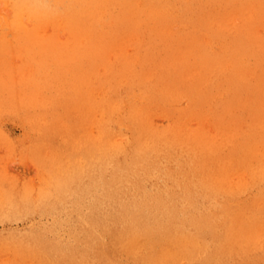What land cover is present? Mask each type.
Here are the masks:
<instances>
[{
	"label": "bare ground",
	"instance_id": "bare-ground-1",
	"mask_svg": "<svg viewBox=\"0 0 264 264\" xmlns=\"http://www.w3.org/2000/svg\"><path fill=\"white\" fill-rule=\"evenodd\" d=\"M89 2L82 6L81 0L72 1L64 19L78 26L75 14L81 6L82 18L90 26L92 20L109 15L105 25L112 32L102 40L105 44L120 33L123 45L133 33L128 32L129 25L123 27L125 34L115 32L114 26L126 24L123 21L139 25L136 15L129 13L132 2L140 6L145 15L141 18L163 22L155 30L160 36L167 38L172 30L164 17L175 15L171 0ZM96 9L100 13L103 9L102 17ZM241 16L247 22L240 37L247 52L242 48L239 55L233 54L232 68L231 64L209 65L203 59L193 63L191 43L186 42L183 49L166 48L179 56L174 64L169 59L143 64L139 52L121 49L92 63L86 73V118L72 125L75 132L84 131L86 149H78V159L79 151L73 148L71 160L59 165L58 175L50 171L48 179L59 188L37 202L44 205L54 194L57 213L64 212L75 225L67 232L62 223L53 226L51 236L33 230L28 242L12 243L20 264H251L261 260L259 253L251 255L253 221H259L263 209L256 215L247 196L254 174L248 118L254 93L250 81L264 77L258 72L264 55L248 43L252 11ZM236 26L242 28V22ZM233 40L236 45L238 40ZM257 40L264 42V35ZM194 41L199 45L201 40ZM241 91L250 97H242ZM159 115L165 119L158 121ZM72 136L68 147L79 144ZM255 167L261 169L257 175L264 172L262 160ZM84 185L90 195L87 210L77 207L76 199L66 207L68 197ZM5 246L0 244V254L11 248L9 242ZM12 260L7 264H17Z\"/></svg>",
	"mask_w": 264,
	"mask_h": 264
},
{
	"label": "rangeland",
	"instance_id": "rangeland-1",
	"mask_svg": "<svg viewBox=\"0 0 264 264\" xmlns=\"http://www.w3.org/2000/svg\"><path fill=\"white\" fill-rule=\"evenodd\" d=\"M72 1L61 0L59 4V0H0V239L3 236L0 244L3 247L8 242L9 248L15 242H28L33 230L40 231L43 236H51L53 226L62 223L63 230L67 232L75 225L73 218L64 212L61 215L57 213L54 194V199L44 205L37 202L40 197H49L53 190L59 188L55 181L48 179L50 171L53 169L58 175L59 165L71 160L73 148L77 151L80 148L82 152L86 149L83 146L87 142L83 140L84 131L75 132L73 126L86 118V73L92 63L107 59L108 55L112 56L121 49L123 53L139 52L141 60L138 58V61L143 64H155L166 59L174 64L179 56H172L166 48L179 46L183 49L186 42L191 43L189 57L193 63L203 59L209 65H222L224 68L231 64L232 68L235 65L233 54L237 52L239 55L238 50L242 48L247 52L240 37L247 24L241 14L247 15L248 11H252L253 30L250 34L252 41H247L254 52L260 50L264 55V42L257 40L259 34L264 35V0H171L175 4V15H164L165 22L172 27L167 38L155 31L158 26H164L163 22L141 18L145 15L140 6L132 2L134 9L129 13L136 15L139 25L123 21L126 24L113 28H117L115 32H122L127 25L130 26L127 30L133 33L124 39L123 45L119 42L120 33L114 35L113 41L111 38L112 44L102 41L112 32L105 25L109 15L104 14L101 20H92L91 26L82 18V6L90 3L89 0H81L82 6L75 14L78 26L66 21L65 9ZM245 6L247 10L242 11ZM96 11L102 17L103 9L101 13ZM143 21L147 23L142 24ZM241 22L242 28L234 27V23ZM134 27L137 29L133 30ZM233 37L238 40L236 45ZM197 38L201 40L199 45L194 41ZM263 58L258 64V72L262 74ZM246 59L249 58L245 57V62ZM232 70L235 69H229V72ZM250 82L254 85L248 118L254 174L247 196L256 215L257 210L263 209L258 215L259 221H253L251 255L259 253L264 261V172L257 175L261 169L255 167L257 161L262 160L264 171V77L253 78ZM241 93L242 97H250L246 91ZM156 119L161 121L165 118L159 115ZM71 134L72 139L77 136L79 144L68 147ZM80 151L78 159L81 158ZM75 154L77 152L74 157ZM66 166L64 171H67ZM75 199L77 207L87 210L90 195L85 185L79 191H73L65 206L71 205ZM257 222H260L258 227ZM13 252L15 248L12 246L7 252L10 257L7 253L0 254V264H7L13 258L20 264L21 260L14 257ZM261 260H254L251 264H264Z\"/></svg>",
	"mask_w": 264,
	"mask_h": 264
}]
</instances>
